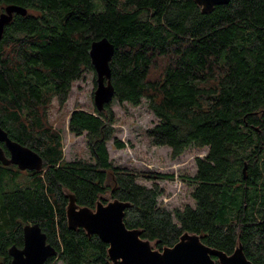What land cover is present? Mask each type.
Listing matches in <instances>:
<instances>
[{
  "label": "trees",
  "instance_id": "16d2710c",
  "mask_svg": "<svg viewBox=\"0 0 264 264\" xmlns=\"http://www.w3.org/2000/svg\"><path fill=\"white\" fill-rule=\"evenodd\" d=\"M8 4L27 13L13 15L0 39V125L43 167L21 178L0 162V262L10 264L8 248L22 246L23 225L38 223L57 250L46 264H113L97 235L68 228V188L83 206L106 195L131 202L126 226L142 228L159 249L189 231L230 254L239 238L251 263L264 264V0H230L208 14L193 0H0V13ZM102 37L115 47L112 101L145 100L157 119L146 129L151 142L173 158L207 147L187 177L193 205L162 208L155 182L139 183V173L112 162L107 142L124 146L114 138L112 101L71 111L68 129L85 134L90 160L64 159L47 109L53 99L63 107L72 83L94 72L90 44ZM159 60L161 74L151 78Z\"/></svg>",
  "mask_w": 264,
  "mask_h": 264
},
{
  "label": "water",
  "instance_id": "95a60500",
  "mask_svg": "<svg viewBox=\"0 0 264 264\" xmlns=\"http://www.w3.org/2000/svg\"><path fill=\"white\" fill-rule=\"evenodd\" d=\"M229 1L193 0L203 14H208L215 6L227 4ZM26 13L27 8L24 6L6 5L0 13V39L13 15ZM114 50V44L106 37L90 44L89 57L94 68L96 84L93 102L98 111H102L114 97L109 65ZM0 143H3L8 151L6 156L0 145V162L4 166L15 165L21 171L42 169V157L30 147L10 138L1 125ZM245 169L246 166L243 173ZM63 193L67 198L65 213L68 228H81L87 236L97 235L107 244V255L113 264H252L245 256L239 238L230 254L205 244L199 234L189 231H184L173 245L159 249L157 239L142 237V228L126 226L125 210L131 206V202L107 195L109 199L106 196L99 197L93 207H88L79 205L74 193L68 188H63ZM22 233L23 246L17 247L13 244L8 248L10 264H45L48 258L56 256V248L47 242L46 234L38 223L24 224Z\"/></svg>",
  "mask_w": 264,
  "mask_h": 264
},
{
  "label": "rangeland",
  "instance_id": "374dc122",
  "mask_svg": "<svg viewBox=\"0 0 264 264\" xmlns=\"http://www.w3.org/2000/svg\"><path fill=\"white\" fill-rule=\"evenodd\" d=\"M162 67L163 61H157L152 67L150 77H159ZM95 87V73L85 72L80 79L72 83L63 107H60L56 99H53L47 109L49 125L60 133L63 157L66 161L90 160L85 134L79 136L72 134L68 129V119L75 108L93 110ZM112 108L115 114L114 138L124 144L122 148H116L113 140L107 142L112 162L139 173L137 179L139 183L150 186L152 182H155L161 189L157 200L162 208L172 210L193 205L194 201L191 197L193 184L187 180V177L194 175L195 159L205 156L207 147L191 146L178 157L173 158L169 147L153 144L146 134V129L151 127L157 119L147 107L145 100L134 106L114 99ZM20 172H22L21 178H25V172L21 170ZM143 174H169L172 175V179H149ZM106 198L109 199V196L106 195ZM50 264H62V262L54 260Z\"/></svg>",
  "mask_w": 264,
  "mask_h": 264
},
{
  "label": "flooded vegetation",
  "instance_id": "af4514ba",
  "mask_svg": "<svg viewBox=\"0 0 264 264\" xmlns=\"http://www.w3.org/2000/svg\"><path fill=\"white\" fill-rule=\"evenodd\" d=\"M22 246H23V244H22ZM22 246H20V247H22ZM10 261H11V257H10ZM10 263V262H9ZM46 264V263H45Z\"/></svg>",
  "mask_w": 264,
  "mask_h": 264
}]
</instances>
